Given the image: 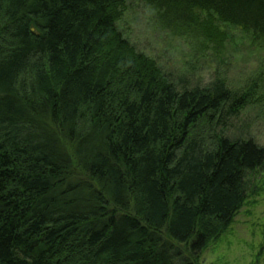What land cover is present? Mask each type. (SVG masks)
<instances>
[{"label": "trees", "instance_id": "1", "mask_svg": "<svg viewBox=\"0 0 264 264\" xmlns=\"http://www.w3.org/2000/svg\"><path fill=\"white\" fill-rule=\"evenodd\" d=\"M237 31L264 0H0V264H202L264 173Z\"/></svg>", "mask_w": 264, "mask_h": 264}, {"label": "rangeland", "instance_id": "2", "mask_svg": "<svg viewBox=\"0 0 264 264\" xmlns=\"http://www.w3.org/2000/svg\"><path fill=\"white\" fill-rule=\"evenodd\" d=\"M136 7L131 8L133 16L135 10H141L140 6ZM141 19L140 16L139 22L134 25V31L141 37V42L144 44L154 39L155 46L158 42L157 47L163 50L161 60L170 61L171 66L178 65L180 55L167 44L172 40L168 38L166 43L164 38L158 40L156 36L147 33L152 30H149L148 24ZM234 39L237 44L232 42L233 44L227 45L232 63L228 78L234 84L240 85L249 77L258 75L261 67L264 68V43L262 45L253 43L246 33L240 31H237ZM172 52L175 54L172 55ZM262 132L264 134V129ZM263 134L260 133V136ZM202 264H264V173L253 176L252 192L244 206L226 233L205 252Z\"/></svg>", "mask_w": 264, "mask_h": 264}]
</instances>
